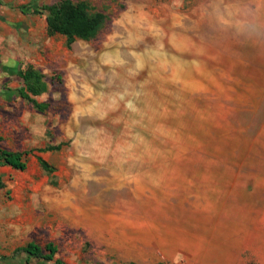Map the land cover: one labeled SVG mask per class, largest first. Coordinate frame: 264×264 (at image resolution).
Wrapping results in <instances>:
<instances>
[{
    "label": "rangeland",
    "instance_id": "obj_1",
    "mask_svg": "<svg viewBox=\"0 0 264 264\" xmlns=\"http://www.w3.org/2000/svg\"><path fill=\"white\" fill-rule=\"evenodd\" d=\"M160 1L165 3L155 15L163 18L160 24L134 6L110 39L108 23L94 40H77L70 47L59 35L47 36L46 92L36 100L48 106L51 119H62L48 134L66 133L67 148L94 144L97 152L131 155L132 161L146 153L145 164L177 167L175 176L191 180L179 187L198 194L210 183L218 188L226 167L253 159L257 165L264 157V0ZM189 6L204 13H180L172 20L173 12ZM132 36H138L137 44L136 39L128 44ZM14 113L20 115L13 127L4 124L3 134H28L30 119L23 120L21 110ZM43 155L59 167L60 153ZM34 165L14 171L11 182L36 181ZM194 200L181 197V216ZM0 204L8 211L15 206L8 200ZM50 216L53 222L59 219L52 213L42 220ZM46 242L55 245L54 258L65 264H98L76 231H38L34 243ZM11 258L0 264H24L23 255Z\"/></svg>",
    "mask_w": 264,
    "mask_h": 264
},
{
    "label": "crops",
    "instance_id": "obj_2",
    "mask_svg": "<svg viewBox=\"0 0 264 264\" xmlns=\"http://www.w3.org/2000/svg\"><path fill=\"white\" fill-rule=\"evenodd\" d=\"M84 1L106 15L108 39L132 7L142 6L149 20L155 17L158 24L163 18L155 15L165 9L160 0H125L123 6L121 0ZM52 4L53 0H0V148L26 152V169L31 162L38 164L33 168L37 180L20 184L11 182L19 170L0 166V201L15 203L11 211L0 204V258L34 242L38 231L49 235L72 230L90 245L98 264H264V157L257 165L253 159L251 164L243 161L226 167L218 188L210 183L196 194L179 187L181 181L191 184V180L175 176L177 167L145 164L146 153L132 161L131 155L97 152L94 144L91 149L78 142L74 149L67 148L66 133L48 134L52 124H61L62 119H51L46 104L44 111H38L14 94L22 87L28 66L42 74L50 66L51 58L45 55L51 36L46 14L35 10ZM203 9L189 6L173 12L172 20L180 13L202 15ZM137 38L128 44L135 39L137 44ZM10 80L18 85L11 86ZM19 110L23 120L31 121L28 134H3L4 124L13 127L20 115L14 112ZM52 152L62 156L59 167L43 155ZM182 196L195 197L185 216L180 215ZM52 213L58 221L51 216L42 220Z\"/></svg>",
    "mask_w": 264,
    "mask_h": 264
},
{
    "label": "trees",
    "instance_id": "obj_3",
    "mask_svg": "<svg viewBox=\"0 0 264 264\" xmlns=\"http://www.w3.org/2000/svg\"><path fill=\"white\" fill-rule=\"evenodd\" d=\"M36 14H46L47 33L51 36L59 35L65 39V44L70 47L75 41H91L95 39L103 29L106 15L102 11L95 10L84 0H58L52 5H44L35 10ZM23 85L15 91V95L31 103L38 111H44L46 106L38 103L34 97L46 92L44 75L32 66H28L22 73ZM57 149V148H56ZM46 150H55L47 148ZM26 152L8 151L0 148V166H8L12 169L23 171L26 169L24 159ZM41 166L45 170H50V166L40 160ZM0 182V189L2 188ZM57 248L52 242L40 246L34 242H29L25 246L14 250L12 256L23 255L24 264H30V259L37 260L38 264H65L61 259L54 258ZM8 257H1L0 262H6ZM6 264V263H5ZM135 264V263H127Z\"/></svg>",
    "mask_w": 264,
    "mask_h": 264
},
{
    "label": "bare ground",
    "instance_id": "obj_4",
    "mask_svg": "<svg viewBox=\"0 0 264 264\" xmlns=\"http://www.w3.org/2000/svg\"><path fill=\"white\" fill-rule=\"evenodd\" d=\"M80 114V113H79Z\"/></svg>",
    "mask_w": 264,
    "mask_h": 264
}]
</instances>
